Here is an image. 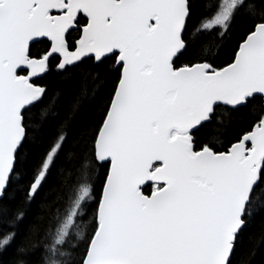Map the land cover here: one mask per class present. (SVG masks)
<instances>
[{"label": "snow or ice", "instance_id": "6c2138e0", "mask_svg": "<svg viewBox=\"0 0 264 264\" xmlns=\"http://www.w3.org/2000/svg\"><path fill=\"white\" fill-rule=\"evenodd\" d=\"M0 264H264V0H0Z\"/></svg>", "mask_w": 264, "mask_h": 264}, {"label": "trees", "instance_id": "16d2710c", "mask_svg": "<svg viewBox=\"0 0 264 264\" xmlns=\"http://www.w3.org/2000/svg\"><path fill=\"white\" fill-rule=\"evenodd\" d=\"M227 39V38H226ZM211 44H212V41H209V45H210V47H209V52L211 53V51H213V48L211 47ZM49 79V77H44V80L45 81H47ZM63 86V85H62Z\"/></svg>", "mask_w": 264, "mask_h": 264}]
</instances>
